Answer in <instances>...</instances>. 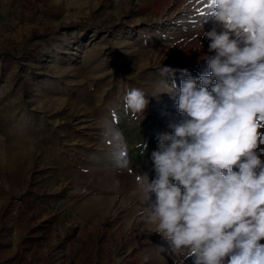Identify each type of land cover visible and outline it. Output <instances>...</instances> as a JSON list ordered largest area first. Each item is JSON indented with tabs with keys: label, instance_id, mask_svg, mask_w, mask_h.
<instances>
[{
	"label": "rangeland",
	"instance_id": "obj_1",
	"mask_svg": "<svg viewBox=\"0 0 264 264\" xmlns=\"http://www.w3.org/2000/svg\"><path fill=\"white\" fill-rule=\"evenodd\" d=\"M203 10V0H0V49L25 48L31 32L52 30L32 42L37 53L29 62L0 60L6 260L193 264L148 223L145 208L155 195L144 203L136 177L154 179L151 153L158 141L137 163L134 134L158 137L185 118L159 92L163 80L179 87L187 77H162L159 69L209 73L204 57L215 53L202 31L214 24L200 27ZM134 88L149 96L144 114L135 118L124 108ZM26 194L32 210L26 222H16ZM3 216L12 221L4 224ZM37 225L42 233L25 251V228Z\"/></svg>",
	"mask_w": 264,
	"mask_h": 264
},
{
	"label": "clouds",
	"instance_id": "obj_2",
	"mask_svg": "<svg viewBox=\"0 0 264 264\" xmlns=\"http://www.w3.org/2000/svg\"><path fill=\"white\" fill-rule=\"evenodd\" d=\"M203 9L200 27L214 24L202 31L210 71L159 69L187 77L159 92L185 118L158 135L156 177L136 180L144 203L155 195L147 220L171 251L193 264H264V0H203ZM148 104L141 89L124 96L134 118Z\"/></svg>",
	"mask_w": 264,
	"mask_h": 264
},
{
	"label": "trees",
	"instance_id": "obj_3",
	"mask_svg": "<svg viewBox=\"0 0 264 264\" xmlns=\"http://www.w3.org/2000/svg\"><path fill=\"white\" fill-rule=\"evenodd\" d=\"M52 32V30H47L45 32H37V31H33L31 32V36L28 38V46L27 47H22L20 49L17 50H13V49H6V48H2L0 49V60L4 59V60H11L16 62L17 64H22L23 62H29L30 60H32L34 58V55H36L37 53V48L32 44L33 41H36L38 39H41L43 37H47L48 35H50ZM131 131L125 132L126 136H130L131 135ZM134 138L136 141H139V144L136 146L135 148V158L134 160L139 163L143 157H145L151 150H153L155 148V146L157 145V141H158V137L156 135H150L148 137H145L140 133V131L135 132L134 134ZM146 145V149L144 150L143 145ZM156 177V172L154 170V178ZM31 193V191H30ZM28 195L26 194L24 198H22L20 201L22 203H24V205H26L25 207L22 208V206H20L18 208V212L17 215L15 216V218L13 217L12 219H15L16 222H20V223H24L26 222V212H30L32 210V206H29L28 204ZM6 211V209H3V213L2 215H4V212ZM2 215L0 216L2 218ZM6 215V214H5ZM8 216H3V219H1V221H3L4 224L9 223L10 221H12V219H8ZM42 225H37V226H33V227H27L26 226V231H25V236L22 239V247L25 251H28L31 249V247L37 242V239L39 238V236L42 233ZM2 230H6V226L3 225L2 228H0V264H17L16 263V259H12V260H6L5 257H3V252L5 249V245L2 243V240L4 239V237L2 236Z\"/></svg>",
	"mask_w": 264,
	"mask_h": 264
}]
</instances>
